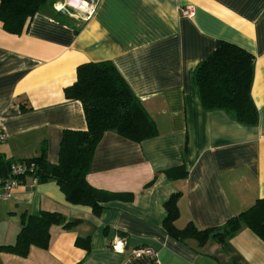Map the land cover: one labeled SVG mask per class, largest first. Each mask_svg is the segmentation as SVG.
Instances as JSON below:
<instances>
[{
	"label": "crops",
	"instance_id": "crops-1",
	"mask_svg": "<svg viewBox=\"0 0 264 264\" xmlns=\"http://www.w3.org/2000/svg\"><path fill=\"white\" fill-rule=\"evenodd\" d=\"M183 8L191 13L181 15ZM219 39L254 56L255 126L200 105L192 73ZM99 61L115 65L157 134L133 142L106 131L86 180L133 198L106 202L95 215L67 202L54 182L27 177L0 201V245L14 242L23 213L56 211L77 222L52 225L47 249L30 246L25 257L0 251V264H264V241L247 227L225 245L179 241L161 227L163 203L173 193H180L179 229L220 227L264 198V0H100L84 22L50 7L20 34L0 22V130L6 136L0 154L30 158L45 141L47 160L56 163L62 131L86 128L80 102L66 99L63 89L75 81L78 65ZM180 165L186 177L168 178L165 171ZM114 235L125 237L123 253L110 249ZM76 238H87L88 250ZM139 246L155 249L157 260L131 255Z\"/></svg>",
	"mask_w": 264,
	"mask_h": 264
},
{
	"label": "trees",
	"instance_id": "trees-1",
	"mask_svg": "<svg viewBox=\"0 0 264 264\" xmlns=\"http://www.w3.org/2000/svg\"><path fill=\"white\" fill-rule=\"evenodd\" d=\"M52 0H0V22L11 34H20L36 13L50 7ZM254 73V56L242 47L224 40H217L214 49L194 68L192 82L203 110H222L232 120L245 126H255L258 112L251 98L250 89ZM66 99L78 100L82 106L86 128L62 131L56 163L47 160V143L43 141L35 156L24 161L25 174L35 182H54L67 202L90 207L98 215L106 202L131 201L132 193L112 192L95 188L86 180L92 155L102 135L111 131L117 135L141 142L156 136L154 120L142 102L132 92L111 61L85 62L76 67L75 81L63 89ZM13 159L0 154V177H7ZM170 179L186 177L183 165L167 169ZM180 193H173L163 203L166 215L162 229L179 241L194 239L198 245L213 239L223 245L243 226L264 241V198H257L245 210L229 218L222 226L197 229L192 223L177 228L174 221L179 215L177 200ZM56 211L41 210L39 214H21L20 228L12 244L0 245V251L21 257L28 254L30 246L47 249L50 227H70ZM83 241V242H82ZM76 246L88 250L87 238H76Z\"/></svg>",
	"mask_w": 264,
	"mask_h": 264
},
{
	"label": "built area",
	"instance_id": "built-area-1",
	"mask_svg": "<svg viewBox=\"0 0 264 264\" xmlns=\"http://www.w3.org/2000/svg\"><path fill=\"white\" fill-rule=\"evenodd\" d=\"M99 3L100 0H55L52 8L58 13L84 22L95 13ZM180 13L181 15H189L191 9L183 8ZM5 138V134L0 130V142L4 141ZM30 167L24 161L12 163L8 176L0 177V201L8 200L14 191L22 185L23 181L19 178V175L25 174ZM125 244L126 240L122 235H114L109 241L110 249L116 253H123ZM130 254L134 257H147L153 261L157 260V251L150 246L132 248Z\"/></svg>",
	"mask_w": 264,
	"mask_h": 264
}]
</instances>
